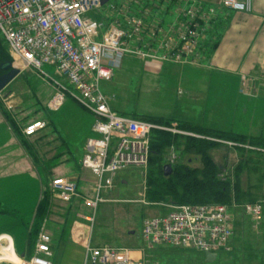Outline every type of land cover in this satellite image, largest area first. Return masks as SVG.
I'll return each mask as SVG.
<instances>
[{
	"label": "crops",
	"instance_id": "crops-1",
	"mask_svg": "<svg viewBox=\"0 0 264 264\" xmlns=\"http://www.w3.org/2000/svg\"><path fill=\"white\" fill-rule=\"evenodd\" d=\"M189 1L205 9L216 10L207 20H200L195 50L178 61L163 59L162 56L167 51L159 47V42H155L151 49L157 57L140 58L127 54L121 66L115 70L113 78L101 81V90L106 95L110 107L120 114L163 126L187 124L205 130L264 138V0H249V10L245 12L224 8L221 0ZM173 4L177 9L186 5L185 0ZM157 18L159 41L166 38L178 39L176 27L186 25L185 18L175 11L174 7L173 12H159ZM3 45L6 50L0 47V75L9 72L12 67L19 68L20 72L0 89V217L11 219L13 228H30L23 222L27 214H20L15 208L11 210L23 190L20 187L30 182L32 177L38 180L39 195L33 213L37 211L44 190H47V187L52 189L54 178L78 177L79 194L69 202L59 199L69 209L67 219L73 220L68 215L76 214L75 220L71 222L70 231L64 229V224L53 223L59 234L56 241L50 235V246L53 251V264L58 261L60 264L62 260L61 264H84L87 243L104 245L101 240L93 242L92 239L95 214L100 204L106 201V195L115 187L119 176L115 178L113 188L104 192L105 201L96 209L86 205L85 199L93 198L89 196L91 190H94L95 194V176L90 170L82 168L81 159L86 139L94 135L92 127L95 116L71 96H67L58 109H51L49 104L56 94L53 81L31 67L13 63L11 56L9 61L12 62V67L2 68L8 61L5 52L10 55L7 44ZM52 68L53 74L43 69L51 77L62 80L55 68ZM24 74H32L38 79L33 83L26 82L24 85L14 86V80ZM245 83L247 89L243 88ZM7 87L8 98L2 99L1 93L7 90ZM241 90L245 93L241 94ZM26 91L29 92L28 97L35 96L39 101L44 99V96L47 97L46 108L50 112H60L67 106L70 107L69 111L58 118L48 114L44 105L42 109L38 108L31 113L26 105ZM111 101L115 103L112 104ZM120 107H130L131 111L121 110ZM25 120L30 121L26 124L42 120L46 127L29 137L24 134ZM77 138H81L83 147L79 158L75 157L72 151L77 145L66 143ZM49 146L56 151L51 157H44L43 153L49 152ZM169 147L175 148L174 144ZM80 168L85 172L84 174L82 171V174H79L81 176L76 175ZM90 177H94L93 185L89 184ZM89 209L92 212L87 213ZM19 215H23L20 220ZM82 215L93 216L94 220L89 221ZM79 216L83 217L85 222H79ZM44 220L48 221V216ZM44 224L42 222L40 227ZM88 224H91L89 231L85 228ZM77 227L79 230H76ZM85 231L89 232V236ZM1 234L12 237L15 244L13 234Z\"/></svg>",
	"mask_w": 264,
	"mask_h": 264
},
{
	"label": "built area",
	"instance_id": "built-area-1",
	"mask_svg": "<svg viewBox=\"0 0 264 264\" xmlns=\"http://www.w3.org/2000/svg\"><path fill=\"white\" fill-rule=\"evenodd\" d=\"M180 1L127 0L119 6L112 5V14L107 15L100 10L109 1L102 4L101 0H0V36L13 63L31 67L53 81L56 94L50 101L51 109H58L71 96L95 116L94 135L86 139L81 159L82 168L95 176V196L85 199L91 208L96 209L105 201L103 194L113 188L121 169L148 166L154 131L185 133L120 114L110 107L101 90V81L113 78L127 54L157 57L151 49L155 42L167 51L163 59L178 61L195 50L200 20H207L216 10L189 0H185L183 8H175L173 3ZM248 3L249 0H221L224 8L235 12L249 10ZM173 7L185 18L186 25L176 27L178 39L159 41L157 14L173 12ZM46 65L54 67L62 80L45 72ZM45 127L44 121H33L26 124L24 134L31 137ZM238 146L245 147L240 143ZM176 158L172 154L168 161L172 164ZM51 187L66 202L79 194L77 179L56 177ZM161 205L165 211L148 217L142 227L141 236L148 247L194 248L217 255L232 248L235 222L229 206L173 202ZM244 209L257 218L262 206L247 204ZM85 218L94 220L93 216ZM50 244V234L41 231L34 253L21 257L22 264H53ZM85 253L84 264L141 263L129 250L107 244L89 242Z\"/></svg>",
	"mask_w": 264,
	"mask_h": 264
},
{
	"label": "rangeland",
	"instance_id": "rangeland-1",
	"mask_svg": "<svg viewBox=\"0 0 264 264\" xmlns=\"http://www.w3.org/2000/svg\"><path fill=\"white\" fill-rule=\"evenodd\" d=\"M126 1L127 0H109V2L101 8L100 12L110 15L112 14V5L119 6ZM107 20H110L109 17H107ZM3 43L6 44L0 36V47L6 50ZM5 55L7 56L6 59L8 61L11 60L9 54H6L5 52ZM20 64L21 63H17V65ZM44 69L53 74L52 67L50 68L46 65L44 66ZM37 79L38 78H35L32 74H24V76L22 75L16 78L13 83L16 84L14 86H21L26 84V82L33 83ZM243 79L246 80V78ZM243 88L247 89V84L243 85ZM6 89L7 90L1 93L2 99L8 98L9 89L8 87ZM242 92L243 91L241 90L240 93L242 94ZM25 94L27 97L26 105L28 109H30L31 113L38 108L42 109L44 105L45 108L46 105L48 108L47 97L44 96V99L39 101V99L35 96L28 97V91H26ZM113 102L114 101H111L112 104ZM128 106L131 105L128 104ZM47 108L44 110L48 114L51 113L59 118L61 114L67 113L70 107H64L60 112H50ZM119 109H125L124 111L127 112L131 111L130 107H120ZM28 122L30 121L25 120L23 127H25ZM171 126H173L176 130H182L189 133V135L186 133L179 134L185 137L193 135L198 138L205 137V135L194 133V130H196L195 127H191L189 125H187V127L192 130L191 132L187 128L182 129L181 126H175V124H172ZM171 126L167 127L173 128ZM162 131L171 132L173 134L172 131ZM184 138L178 140V144H174L175 148L167 147L165 149L163 154L165 161L164 165L166 163H170L168 160H170L169 158L172 154H176V161L172 163V165L180 162L193 168L202 167L204 161L200 154L185 152ZM221 140L223 139H218V142H221ZM80 141L81 138H77L71 142L66 141L67 144L70 143L77 145L72 148L73 154L77 158L82 155L83 151ZM230 142L237 145H232ZM221 143L222 145H220V147L218 146V148L210 151L215 161L221 166V170L219 172L220 178L224 180H231L234 183L237 166L239 163L242 164L239 173L240 189L243 192H246V197L242 198V200L236 201L233 198L229 204H225L229 206L235 222V233L231 240L232 248L229 251H220L217 255V259L214 262L209 263L206 261L205 253L194 248H176L172 246H158L150 248L146 245L141 236L144 221L148 217L165 211V208L161 205L164 200L161 201V199H153L154 195L151 193V186L148 181L150 170L152 168L151 162H149L146 167H126L118 172L119 178L115 181V187L106 195L107 197L105 196L106 201L101 203L96 211V221L94 222L92 228L93 242L101 240L104 244L123 249L125 248L129 250L133 257L141 262L140 264H264V148L257 145L252 146L249 143H240L245 146V149H248L240 150L236 148L239 145V142L228 139H224ZM247 146L255 147V150L249 149ZM49 147V152L46 154L43 153L44 157H46V155L47 157H51V155L54 154V151H56L55 148L51 149V146ZM242 159L244 160L243 162H241ZM72 162L75 163L74 161ZM73 166H76V164H73ZM82 171L83 169H78V173L76 175L82 174ZM35 179L36 177H32L30 182H27L20 187L23 190L20 192V196L16 198L17 203L15 206L11 207V210L15 208L20 214H27L25 215V221L23 222H26L25 224L27 227L30 226V228H13L14 224L11 219L8 220L5 217H0V227H2L0 228V234L2 232H9L14 235L16 252L20 257L30 256L32 254L38 237H36V234L40 233V231H47L51 236H53L54 241H56L59 233L57 234L53 223L64 224V229L70 231V227H72L71 222H74L76 215L69 214L68 217L73 218V220L69 221L67 219V212L69 209L62 201L59 200L60 198L56 195V193L51 188L47 187L51 200L50 206H52L49 208V212L47 213L48 221H42L45 223L43 225L45 227L42 226L38 229L35 228L34 226L37 219V211L33 213L32 211L34 210L39 195V183L38 180L36 181ZM90 179L89 184L93 185L94 177H90ZM94 195V190H91L89 196L94 197ZM77 201L79 202V199ZM247 204H259L262 206L261 213L259 216L257 215V218H254L251 213L244 209ZM30 212L32 214H30ZM90 212H92L90 209L87 210V213ZM22 217L23 215H19L18 219L20 220ZM83 217L85 218L86 216ZM83 217L79 216L78 220H81L79 222H85L84 220L86 218L84 219ZM85 228H87L88 231L89 228L91 230V224H88V227ZM76 230H79V228L77 227ZM88 231H85L84 233L89 236ZM60 258L62 259V257ZM0 264L12 263L0 261Z\"/></svg>",
	"mask_w": 264,
	"mask_h": 264
},
{
	"label": "trees",
	"instance_id": "trees-1",
	"mask_svg": "<svg viewBox=\"0 0 264 264\" xmlns=\"http://www.w3.org/2000/svg\"><path fill=\"white\" fill-rule=\"evenodd\" d=\"M179 126H181L182 129H188L187 124H180ZM189 126L195 127L196 130H194V133L205 135V137L198 138L194 135L185 137L179 134L175 135L171 132L158 130L153 133V140L151 141L152 155L149 161L151 162L152 168L148 178L151 186V193L154 195L153 199H161V201L164 200V202L178 204L220 203L225 205L229 204L233 198L236 201L245 198L246 192H243L240 189L239 178L242 164L239 163L237 166L234 183L231 180H224L220 178L219 174L221 166L215 161L210 151L222 145V143L216 141V139H228L264 148V138L205 130L199 126L193 125ZM188 130L190 132L192 131L190 129ZM181 138L185 139V152L200 154L204 161L203 166L193 168L187 164L177 162V164L172 165V174L166 176L164 174L165 161L163 154L167 147L172 144H178L177 142ZM236 148L240 150H248L242 146H237ZM243 161L244 160L242 159L241 162ZM48 191L44 190L43 198L37 209V219L34 226L37 229L41 226L42 221L49 212L51 200ZM38 234L39 233L36 234V237Z\"/></svg>",
	"mask_w": 264,
	"mask_h": 264
},
{
	"label": "water",
	"instance_id": "water-1",
	"mask_svg": "<svg viewBox=\"0 0 264 264\" xmlns=\"http://www.w3.org/2000/svg\"><path fill=\"white\" fill-rule=\"evenodd\" d=\"M102 4L107 3L109 0H101ZM12 67V62L7 61L2 68L8 69ZM20 72L19 68L12 67V69L9 70L6 74L0 76V89H3L18 73ZM173 172V166L172 164H165L164 166V174L166 176H169ZM205 258L206 261L211 263L214 262L217 259V254L216 253H205Z\"/></svg>",
	"mask_w": 264,
	"mask_h": 264
},
{
	"label": "bare ground",
	"instance_id": "bare-ground-1",
	"mask_svg": "<svg viewBox=\"0 0 264 264\" xmlns=\"http://www.w3.org/2000/svg\"><path fill=\"white\" fill-rule=\"evenodd\" d=\"M0 261H7L12 264H22V259L16 252L13 238L7 234L0 235Z\"/></svg>",
	"mask_w": 264,
	"mask_h": 264
},
{
	"label": "flooded vegetation",
	"instance_id": "flooded-vegetation-1",
	"mask_svg": "<svg viewBox=\"0 0 264 264\" xmlns=\"http://www.w3.org/2000/svg\"><path fill=\"white\" fill-rule=\"evenodd\" d=\"M6 64V62L4 63V65ZM6 74V73H5ZM2 75H4V73L3 74H1L0 76H2Z\"/></svg>",
	"mask_w": 264,
	"mask_h": 264
}]
</instances>
